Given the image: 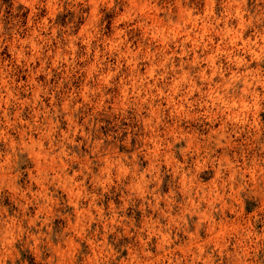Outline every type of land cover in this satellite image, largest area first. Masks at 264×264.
Segmentation results:
<instances>
[{"label":"clouds","instance_id":"9594fccd","mask_svg":"<svg viewBox=\"0 0 264 264\" xmlns=\"http://www.w3.org/2000/svg\"><path fill=\"white\" fill-rule=\"evenodd\" d=\"M0 264H264V0H0Z\"/></svg>","mask_w":264,"mask_h":264}]
</instances>
